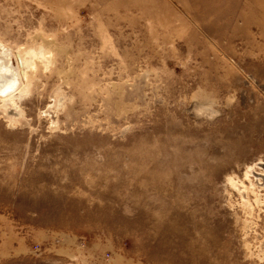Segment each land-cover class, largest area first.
Returning <instances> with one entry per match:
<instances>
[{
  "label": "rangeland",
  "instance_id": "374dc122",
  "mask_svg": "<svg viewBox=\"0 0 264 264\" xmlns=\"http://www.w3.org/2000/svg\"><path fill=\"white\" fill-rule=\"evenodd\" d=\"M40 51L0 264H264V0H0V65Z\"/></svg>",
  "mask_w": 264,
  "mask_h": 264
},
{
  "label": "bare ground",
  "instance_id": "6f19581e",
  "mask_svg": "<svg viewBox=\"0 0 264 264\" xmlns=\"http://www.w3.org/2000/svg\"><path fill=\"white\" fill-rule=\"evenodd\" d=\"M45 54H46V52H45ZM41 56H43L42 51L30 52L28 54L26 53L25 55L23 54L22 56L18 55L17 60H16V62H17L16 70H13L10 66L0 65V85H1V87H0V99H2L5 104L7 101H9L12 98L11 94L17 88V84H18L19 80L21 79L24 81V79L27 77V74H24V72H25L24 68H26L27 66H30V68L35 70L36 66L38 64L37 59H40ZM46 56H48V55H46ZM46 56H44V57H46ZM47 60H48V57H47ZM19 89H20V87H19Z\"/></svg>",
  "mask_w": 264,
  "mask_h": 264
}]
</instances>
